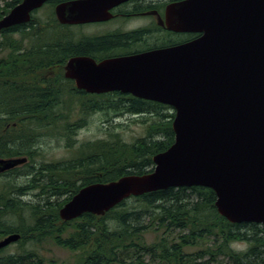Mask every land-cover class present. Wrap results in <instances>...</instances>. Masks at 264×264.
Masks as SVG:
<instances>
[{
  "label": "water",
  "instance_id": "95a60500",
  "mask_svg": "<svg viewBox=\"0 0 264 264\" xmlns=\"http://www.w3.org/2000/svg\"><path fill=\"white\" fill-rule=\"evenodd\" d=\"M46 1L21 0L0 18V29L27 22ZM120 1L67 0L54 13L60 23L99 21ZM200 1L204 34L196 40L99 62L67 60L64 74L79 89L172 107L174 141L153 155L151 172L82 186L59 208L62 220L103 215L146 192L202 186L214 191L216 211L229 222L264 224V0ZM19 238L3 236L0 248Z\"/></svg>",
  "mask_w": 264,
  "mask_h": 264
},
{
  "label": "trees",
  "instance_id": "16d2710c",
  "mask_svg": "<svg viewBox=\"0 0 264 264\" xmlns=\"http://www.w3.org/2000/svg\"><path fill=\"white\" fill-rule=\"evenodd\" d=\"M2 1L0 18L21 0ZM62 1L66 0H48L45 4L51 7L49 16L40 20L46 35V66H61L74 52L67 38L75 32L71 26L58 23L53 10ZM55 82H59L56 73L46 83V125L50 126L55 117L63 119V124L57 127L65 129V135L69 136L68 146L76 142L73 135L77 125L68 122L63 109L72 107L75 99L73 101L71 97L75 93L76 104L80 105L82 113L111 108L128 115L149 114L153 117L141 119L144 134L132 142L122 140L119 133L110 132L108 138L81 143L70 159L46 162L44 198L40 202L8 200L5 190H0V197L3 195L0 205L8 200L9 216L14 220L8 222L3 218L0 221V238L13 232L20 234L17 250L0 264H44L46 257L40 253L39 246L44 241L78 251L76 256L80 258L109 259L98 264H121V260L123 264H264V229L251 222L232 223L218 214L214 205L215 193L208 187H168L131 196L139 201L142 209L128 206L124 199L103 215L86 212L78 218L62 220L59 208L82 186L115 180L126 174L151 172L153 155L166 150L174 141L171 126L174 111L170 106L128 93L73 92L70 85ZM63 103L67 104L64 106ZM141 213L148 214L151 222L142 223ZM159 229H163L162 236L172 234V238L160 236L156 242L144 241V233ZM176 230L179 232L174 233ZM211 236L213 240L221 237L220 242L196 252L185 250L186 246L198 245L199 239ZM234 241H248L249 245L244 251H235L230 247ZM147 256L149 260L145 261Z\"/></svg>",
  "mask_w": 264,
  "mask_h": 264
},
{
  "label": "flooded vegetation",
  "instance_id": "af4514ba",
  "mask_svg": "<svg viewBox=\"0 0 264 264\" xmlns=\"http://www.w3.org/2000/svg\"><path fill=\"white\" fill-rule=\"evenodd\" d=\"M200 2L121 0L107 9L110 17L104 20L77 24L57 20L71 28L95 27L90 33L67 38L74 52L61 66L45 64L46 35L40 17L31 15L28 22L12 25V29H9L12 26L0 29V190H5L8 200L15 198L24 203L27 202L24 197L44 195L47 79L56 73L57 85L62 82L70 85L73 92H86L64 74L70 57L88 56L99 62L110 57L176 47L200 38L204 34L197 24L202 16L198 9ZM112 92L116 91L86 93ZM76 95L71 97L73 101ZM73 123L77 125L76 131L85 125V120L78 118ZM9 161L15 164L5 168ZM8 200L0 205V221L10 215ZM11 244L0 248V261L13 254ZM72 261V264H98L109 259L75 257Z\"/></svg>",
  "mask_w": 264,
  "mask_h": 264
},
{
  "label": "rangeland",
  "instance_id": "374dc122",
  "mask_svg": "<svg viewBox=\"0 0 264 264\" xmlns=\"http://www.w3.org/2000/svg\"><path fill=\"white\" fill-rule=\"evenodd\" d=\"M9 1V0H5ZM0 5H3V1L0 0ZM49 4H45L41 8L37 9L36 12L31 13L32 17L35 15L36 17H40L43 21L46 19L48 12L51 10V7H48ZM54 10V8H53ZM95 27L91 25H86L80 28L72 27V30L75 32L74 35H71L72 38L76 36L87 34L93 31ZM66 96H64V100ZM75 103V104H74ZM64 106L67 103H63ZM71 108H64L63 111L67 115L68 122H73L78 118H83L85 120V125L83 127H79L76 129L75 134L73 135V139L76 140L73 146H68L69 136L65 135V129L61 130L57 126L63 124V119L60 117H55L52 121L50 126H47V133L44 138V150H43V160L44 162L49 161H64L70 159L75 153L74 151L77 150V147L86 141H92L99 137H106L108 138V133H119V136L122 140L126 142H132L135 138L140 137L144 134V124L141 122V119L147 117L151 119L153 116H149V114H145L143 116L139 115H128L126 113H121L120 110L114 111V109L108 108L106 111H94L91 113H82L80 109V105L76 104V99L73 103H71ZM59 114L62 111V103L61 106L58 107ZM57 128H54V127ZM61 131H57V130ZM51 132V133H50ZM61 132V133H57ZM44 163V164H45ZM37 192V191H35ZM139 196V195H138ZM65 196H63L64 198ZM31 198V199H30ZM44 198V195L40 198H34L32 195L30 197H24L23 200L30 201L33 203L40 202ZM55 199V198H54ZM62 199V198H59ZM139 201L134 199L133 197L127 198L126 204L131 207H136L137 209H142L141 205L139 207ZM63 206V205H62ZM81 216V215H80ZM78 216V217H80ZM76 217V218H78ZM8 222H12L13 217L6 215L4 217ZM140 221L144 224L150 223L151 219L148 214L141 213L139 216ZM75 219V218H73ZM72 220V219H70ZM69 221V220H66ZM260 228L264 229V226L260 224ZM247 230V228H245ZM162 230L159 229L158 231H148L143 234L144 241L147 243L156 242L157 238L165 237V238H172V234L167 236H162ZM251 230V228H248ZM182 232L184 230H181ZM179 232L176 230L174 233ZM17 233V232H13ZM262 234V233H261ZM221 237H218L217 240H213V237L199 239L198 245L195 246H186L185 250L187 252H196L198 249L201 248H208L213 247L215 244L219 243ZM249 245L248 241H234L230 243V247L235 251H244L247 249ZM40 253L45 255L46 261L44 264H72V259L77 257L76 253L78 251H71L67 248L62 246L56 245L51 241H44L39 244ZM10 247L14 248L13 250H17V241L12 243ZM145 261L149 260V257L144 258ZM121 260V264H123ZM125 261V260H124Z\"/></svg>",
  "mask_w": 264,
  "mask_h": 264
}]
</instances>
